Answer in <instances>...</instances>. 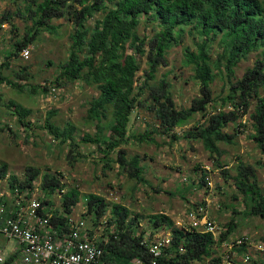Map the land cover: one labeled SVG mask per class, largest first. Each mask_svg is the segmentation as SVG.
<instances>
[{
  "label": "trees",
  "instance_id": "1",
  "mask_svg": "<svg viewBox=\"0 0 264 264\" xmlns=\"http://www.w3.org/2000/svg\"><path fill=\"white\" fill-rule=\"evenodd\" d=\"M23 3V8L0 15V28L10 24L14 30L13 17L24 23L22 36L12 42V50L5 55L0 70L10 69L11 60L23 48L40 40L43 32L53 34L56 31L53 20H66L73 26L69 52L51 82L52 89L81 83L97 91L87 108V120L95 130L92 135H80L78 142L73 126L60 128L49 121L54 112L45 119L43 128L47 133L60 145H68L66 158L71 165L83 157L79 152L80 143L93 145L104 157L103 171L111 170L116 163L119 175L147 184L139 156H128L122 147L132 139L154 144L156 136H166L171 141L187 139L201 143L220 168V159L226 152L219 145L234 144L237 135L247 128L246 122H241L242 117L248 116L252 131L249 138L262 156L256 165L264 167V0H23ZM141 24H154L150 37L140 34ZM185 34L190 41L182 46V66L190 69L199 90L189 107L178 108L167 81L162 79L158 84L154 81L158 69L168 64L169 50L178 46ZM251 54H257L252 67L236 78L238 64ZM142 57L146 68L136 84ZM13 72L18 79L26 78L23 69ZM215 79L224 87L218 95L212 92ZM1 84L22 91L17 82L0 72ZM28 88L44 94L48 91L40 86ZM7 107H14L19 125L30 128L29 110L14 102ZM142 107L152 113L155 122L145 136L135 140L128 135V125L133 111ZM196 116L199 118L195 119ZM187 126L190 128L183 131ZM230 126H235L233 133L226 131ZM177 129L182 132L179 134ZM6 168V165L0 166V179L6 177ZM222 173L226 179H232L236 192L242 195L244 215L264 221V189L258 183L254 167L240 162L234 167V175L225 170ZM39 176V170L28 167L22 180L11 176L9 186L23 192L32 189L33 181ZM205 178L202 175L201 185L206 184ZM40 188L46 196L62 194L60 210H51L52 202L46 198L41 204L52 215L51 225L66 229L67 217L80 200L79 191L71 188L63 193L66 186L47 173L41 176ZM84 205L86 211L82 216H92L95 226L108 212L111 215L106 234L97 243L105 264H129L133 259L147 258L146 249L140 244L143 233H136V214L130 217L125 206L107 202L93 193L85 195ZM39 212L46 214L43 210ZM151 221L153 228L162 226L171 236L161 264H190L206 258L212 264L218 263L213 257L216 242L211 234L178 228L163 214L152 216ZM236 228L237 224L231 220L220 234V240L229 237ZM93 236L90 231V237Z\"/></svg>",
  "mask_w": 264,
  "mask_h": 264
},
{
  "label": "rangeland",
  "instance_id": "2",
  "mask_svg": "<svg viewBox=\"0 0 264 264\" xmlns=\"http://www.w3.org/2000/svg\"><path fill=\"white\" fill-rule=\"evenodd\" d=\"M23 6V0H0V15L14 12ZM12 22L16 25L14 30L10 24H4L0 28V65L5 61V55L12 50V42L23 34L24 23L18 17H13ZM92 22L93 20H90L89 24ZM52 24L56 26L53 34L43 32L40 40L28 45L31 53L29 60H23L19 55L11 60L10 69L0 70L1 75L22 87V91H19L6 84L0 85V166L3 164L7 167V176L5 182L0 184L1 189L2 184L8 189L11 176L22 180L26 168L31 167L40 171V176L33 181L34 188L38 190L36 195L51 201V210H60L62 194L56 192L50 196L44 195L40 188L43 174L56 176L67 188L63 193L71 188L79 191L80 200L72 211L74 219L85 214V195L93 193L105 198L107 202L125 206L131 213L130 217L136 214V233H143V237L151 236L156 239L169 235V231L162 226L152 227V216L163 214L169 217L176 227L183 228L186 227L184 224L188 221L189 210L200 206L217 226V234L224 232L226 224L233 220L237 228L230 237L246 235L257 240L264 237V221L259 217L244 215L242 195L236 192L232 179H226L222 173L225 170L232 176L238 163L250 165L254 167L258 183L264 189V167L256 165L262 156L249 138L252 131L248 116L242 117L241 122H246L247 128L237 135L234 144L219 145L226 152L220 159V168L213 163L201 143L187 139L171 141L166 136H156L154 144L146 141L135 142L132 139L128 145L122 147L128 156H139L147 184H139L127 179L123 174L119 175L116 163L112 164L111 170L103 171L104 157L96 152L93 145L80 143L79 152L83 157L74 165L68 162V145H60L58 140L47 133L43 128L45 119L49 113L54 112L49 121L60 128L73 126L74 138L79 142L82 138L80 135H92L95 131L93 124L87 120V108L97 91L81 83L52 89L51 82L59 72V66L67 59L69 36L73 31V26L66 20H53ZM152 28L154 24H141L139 32L150 37L153 34ZM189 41L190 38L185 34L180 44L169 50L168 64L158 69L154 81V84H158L162 79L167 81L178 108L189 107L193 98L198 96L199 90L197 82L191 78L190 69L182 66V46ZM127 52L131 53L130 50ZM256 58L257 54H251L248 59L240 62L235 69L236 78H241L245 71L252 67ZM140 61L141 69L136 84H139L146 68L145 57ZM22 69L26 78L18 79L13 71L17 73ZM30 86L45 87L48 91L46 94L40 90L33 92L28 88ZM222 88V82L215 79L212 84L213 95H218ZM10 102L30 111L27 117L30 128L19 125L14 115V107H7ZM130 118L128 135L133 136L135 140L140 135L145 136L155 122L152 113L143 107L136 108ZM198 118L199 116H196L195 119ZM188 128L190 126L183 128V131ZM233 128L235 126H230L226 131L233 133ZM177 132L180 134L182 130L177 129ZM202 175L207 177L205 185L200 182ZM82 218H85L86 225L93 231L94 240L97 242L106 234L107 221L111 215L108 212L98 226L93 225L92 216ZM113 228L112 226L110 231ZM6 241L0 237V248L7 258L6 264H12L10 257L14 254L12 248L15 242ZM209 260L210 258H206L193 264H210Z\"/></svg>",
  "mask_w": 264,
  "mask_h": 264
},
{
  "label": "built area",
  "instance_id": "3",
  "mask_svg": "<svg viewBox=\"0 0 264 264\" xmlns=\"http://www.w3.org/2000/svg\"><path fill=\"white\" fill-rule=\"evenodd\" d=\"M30 56L29 47L21 50L23 60H29ZM5 179H0V184ZM37 193L34 185L23 192L10 186L6 190L3 184L2 189L0 186V237L14 241L13 248L19 247L17 264H105L103 251L98 241L90 237L85 218L74 219L71 213L65 222L66 229L54 227L50 223L52 215L41 204L45 197L39 198ZM39 210L46 214L38 213ZM187 219L183 229L213 236L216 242L213 257L218 260L217 264H264V239L241 235L220 240L221 233L217 234V226L201 206L189 210ZM170 243V232L168 236L156 239L143 237L140 244L146 249L147 258H136L129 264H161L160 259L165 257L164 250ZM6 261L0 248V264H6ZM195 262L198 261L190 264ZM209 262L212 264L211 259Z\"/></svg>",
  "mask_w": 264,
  "mask_h": 264
},
{
  "label": "crops",
  "instance_id": "4",
  "mask_svg": "<svg viewBox=\"0 0 264 264\" xmlns=\"http://www.w3.org/2000/svg\"><path fill=\"white\" fill-rule=\"evenodd\" d=\"M12 251H15V252H14V254L11 255L10 259L12 260V264H17L19 262V257H20V255H19V247L16 245L14 248H12Z\"/></svg>",
  "mask_w": 264,
  "mask_h": 264
}]
</instances>
